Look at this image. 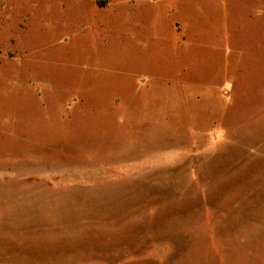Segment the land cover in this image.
Segmentation results:
<instances>
[{"label":"rangeland","instance_id":"1","mask_svg":"<svg viewBox=\"0 0 264 264\" xmlns=\"http://www.w3.org/2000/svg\"><path fill=\"white\" fill-rule=\"evenodd\" d=\"M95 1L0 0V264H264V0L147 73Z\"/></svg>","mask_w":264,"mask_h":264},{"label":"crops","instance_id":"2","mask_svg":"<svg viewBox=\"0 0 264 264\" xmlns=\"http://www.w3.org/2000/svg\"><path fill=\"white\" fill-rule=\"evenodd\" d=\"M131 1H134V3L128 2L126 4L127 8H131V10L129 8V11L126 14V34L127 40H131L132 42L131 60L133 64H136L139 67V69L135 70L139 73L151 72L146 68L151 64V59L154 60V64H159L157 54L159 53L160 55L165 48L167 49L168 40L173 42L176 36L173 34L175 31H181L182 29L183 32H185L184 38L187 40V42L192 45V48H196V50L199 51V47H197L200 44L201 39L199 34L206 31L203 26H200L202 24L200 17L208 16L211 19L215 20L216 24H213V28L211 29V32L214 33L216 31L214 27L218 26L219 23H221V26L223 25L227 17V11H229L230 9H233L236 12L239 10V8L243 9V11L246 12L247 15H251V17L253 18L259 15L258 13L260 11V9H258L259 7L257 5V0L157 1L161 3H156L155 0V3L153 5L149 3L151 0H139L138 4H136L135 0ZM94 5L97 8L96 1L94 2ZM117 5L118 3L113 0V2L110 3L107 9H99L103 12L107 10L110 11L102 18L103 21L109 23L111 18H116V20L118 19L116 7ZM198 7L202 8L199 9ZM208 8H216V10H212L213 13H211L210 9ZM163 9H165L164 12ZM78 10L80 12V9ZM171 12L174 16L172 18ZM200 14H204V16H201ZM1 22L2 21H0V23ZM165 30H167V32L169 31L171 34L165 35ZM151 42H153L154 44H151ZM135 44L137 46H135ZM179 48H181V40L179 42ZM150 49L153 50V52ZM222 49H224V47H222ZM183 54L184 52L179 53V57H177V59L179 58L182 60Z\"/></svg>","mask_w":264,"mask_h":264},{"label":"trees","instance_id":"3","mask_svg":"<svg viewBox=\"0 0 264 264\" xmlns=\"http://www.w3.org/2000/svg\"><path fill=\"white\" fill-rule=\"evenodd\" d=\"M110 0H96L97 4L100 6V7H104L106 6V4L109 2ZM110 264H116V262L114 263H111Z\"/></svg>","mask_w":264,"mask_h":264}]
</instances>
